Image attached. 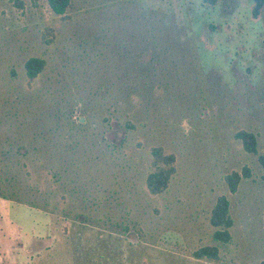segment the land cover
Segmentation results:
<instances>
[{"label": "rangeland", "instance_id": "rangeland-1", "mask_svg": "<svg viewBox=\"0 0 264 264\" xmlns=\"http://www.w3.org/2000/svg\"><path fill=\"white\" fill-rule=\"evenodd\" d=\"M20 1L0 0V264L18 242L23 264H261L264 11L254 19L252 0H71L63 18L47 0ZM32 57L46 68L30 83ZM125 111L138 130L105 122ZM240 131L256 135L257 155ZM157 146L177 173L154 197ZM245 167L252 176L232 193L225 177ZM222 196L228 244L213 241ZM205 246L219 260L196 259Z\"/></svg>", "mask_w": 264, "mask_h": 264}, {"label": "trees", "instance_id": "trees-1", "mask_svg": "<svg viewBox=\"0 0 264 264\" xmlns=\"http://www.w3.org/2000/svg\"><path fill=\"white\" fill-rule=\"evenodd\" d=\"M16 3L23 6L22 1L15 0ZM50 9L58 16L65 18L67 11L71 6V0H47ZM205 7L214 8L219 0H202ZM252 16L258 19L264 11V0H252ZM28 81L34 82L46 68V61L40 57H32L25 63ZM114 121L117 128L124 132H134L139 129L135 124L131 114L125 113L120 117L111 115L105 119L108 125ZM113 125V123H112ZM237 140L241 141L246 152L258 154V140L255 134L247 131H240L236 134ZM259 161L264 167V155L259 156ZM177 173L176 156L172 153H166L163 147H153L150 151V168L146 174L145 184L151 196H159L167 192L170 188L173 178ZM252 176L251 170L245 167L242 172H233L225 177V181L232 193H235L244 179ZM211 224L216 229L213 234V241L217 244H228L232 240L231 229L233 220L230 217V202L227 197L222 196L218 199L211 214ZM196 259L219 260L218 246H205L193 253ZM264 264V261L261 262Z\"/></svg>", "mask_w": 264, "mask_h": 264}, {"label": "crops", "instance_id": "crops-1", "mask_svg": "<svg viewBox=\"0 0 264 264\" xmlns=\"http://www.w3.org/2000/svg\"><path fill=\"white\" fill-rule=\"evenodd\" d=\"M7 228H9V226L6 225ZM12 243V241H11ZM16 247L13 246V249H10L12 251V254L10 255V258L8 260H4L3 263H10L11 261L14 260V263L13 264H23V260L26 259L28 253H29V250L26 248V244L22 245V244H18L15 245ZM1 247V246H0ZM12 248V247H11ZM11 251H9L11 253ZM25 251V254L23 253ZM22 253L24 254V256L22 255ZM24 258V259H23Z\"/></svg>", "mask_w": 264, "mask_h": 264}]
</instances>
